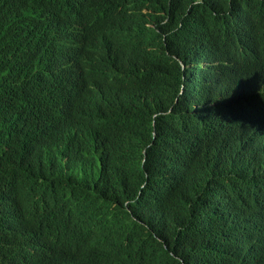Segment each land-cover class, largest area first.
Instances as JSON below:
<instances>
[{
  "label": "trees",
  "instance_id": "1",
  "mask_svg": "<svg viewBox=\"0 0 264 264\" xmlns=\"http://www.w3.org/2000/svg\"><path fill=\"white\" fill-rule=\"evenodd\" d=\"M263 101L264 0H0V264H264Z\"/></svg>",
  "mask_w": 264,
  "mask_h": 264
},
{
  "label": "bare ground",
  "instance_id": "2",
  "mask_svg": "<svg viewBox=\"0 0 264 264\" xmlns=\"http://www.w3.org/2000/svg\"><path fill=\"white\" fill-rule=\"evenodd\" d=\"M258 101H259V100H258ZM260 101H261V100H260ZM263 102H264V101H263ZM263 102H262V103H263ZM256 104H257V103H256ZM257 106H258V105H257ZM252 109H253V108H252ZM263 109H264V108H263ZM259 111H261V110H259ZM256 117H257V116H256ZM253 118H254V117H253ZM256 124H257V123H256Z\"/></svg>",
  "mask_w": 264,
  "mask_h": 264
}]
</instances>
